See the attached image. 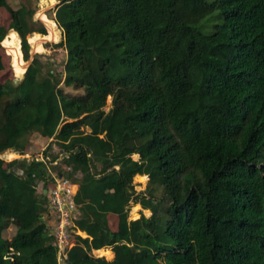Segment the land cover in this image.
<instances>
[{
	"label": "trees",
	"instance_id": "1",
	"mask_svg": "<svg viewBox=\"0 0 264 264\" xmlns=\"http://www.w3.org/2000/svg\"><path fill=\"white\" fill-rule=\"evenodd\" d=\"M60 1L64 69L37 54L0 83V155L28 153L34 132L61 146L45 155H67L0 157V264H59L43 218L54 175L79 184L87 234L73 233L66 264H264V0ZM3 8L0 71L11 31L27 68L30 35L50 31L27 2ZM132 204L151 216L130 219ZM101 248L114 258L92 256Z\"/></svg>",
	"mask_w": 264,
	"mask_h": 264
},
{
	"label": "rangeland",
	"instance_id": "2",
	"mask_svg": "<svg viewBox=\"0 0 264 264\" xmlns=\"http://www.w3.org/2000/svg\"><path fill=\"white\" fill-rule=\"evenodd\" d=\"M9 1L14 7H18V6L22 5L24 2H27L32 7L35 8L34 20L42 22L44 24V26L46 27L47 32L49 29L50 36L47 39L48 42H46L47 40H40L38 37L31 38V36L34 35L35 33L30 35V37H29V38H31L30 54H31V56L33 55L34 57H35V55L40 54L41 58L44 62L49 63L54 71L61 73L64 69V65H65L66 58H67V53H66V50L64 47L55 46V44H57L63 40V30L57 25V23L55 21L54 9H55V6L59 0H56L54 4H52L50 1L44 2L43 0H9ZM41 9H43V10H41ZM47 15L52 20L49 19L47 17ZM43 20H45L46 22L48 21V23H47L48 25L47 24L45 25L46 22L44 21L45 22L44 23ZM10 22H11L10 13L4 8L1 9L0 24L8 27ZM49 26L51 28H55V32H56L55 38H53L54 35H53V32L51 31ZM17 34L13 31H11L10 33H8L7 37L3 41V44L6 47V49H4V52H3L4 53V57H3L4 64L3 65L4 66H3V69L0 71V83L1 84H5V82L9 81V80L15 81L17 76L22 77L23 76L22 74L26 69V66L23 65L24 57L23 58L22 57H15L13 55V57L16 59V65H15L16 75H15L13 72V69H12V65H11V57L9 54H7V52H9V51L12 52L13 50L19 49V41H18ZM19 40H20V35H19ZM40 42H41V44H40ZM33 47L35 48V50H33ZM20 48H21V42H20ZM6 50H9V51H6ZM32 50H33V52H38V53H33ZM24 61H26V60L24 59ZM65 90L71 94H77V93L83 92V89H75L73 87H65ZM111 103H112V96H109L108 100H107V106L105 107L106 110H109V108L111 107ZM27 139L31 141V147H30L28 153H29V155H31L33 157L41 155V153L44 152L50 144H52L53 153H57L59 151V149H61V146L58 143L54 142L52 140V138L42 136L38 132H34V133L28 135ZM18 155H20V154L13 152V153H10L4 157H6L7 160H10V159L16 158ZM24 156H26V154ZM133 158L139 159V155L134 154ZM143 177H145L146 179L143 180ZM134 182L136 183L137 191H146L147 185L149 183V176L137 175L134 179ZM38 189L40 192H42L43 183H40ZM158 195H159V193H158ZM142 213L145 214L146 216H151L152 211L149 209H145V210L142 209L140 204H132V207L130 208V211H129V217H130V219H137L141 216ZM110 223H111V228L113 230H116V228H117V217L110 216ZM78 232L81 236L87 235L86 233H84L80 230ZM82 233H84L85 235H82ZM92 256H94V257L102 256L108 260H112L115 256V253L111 248H108V249H105L104 251L101 250V252H95L94 251L92 253Z\"/></svg>",
	"mask_w": 264,
	"mask_h": 264
},
{
	"label": "built area",
	"instance_id": "3",
	"mask_svg": "<svg viewBox=\"0 0 264 264\" xmlns=\"http://www.w3.org/2000/svg\"><path fill=\"white\" fill-rule=\"evenodd\" d=\"M13 152L19 153L16 150L10 149L2 153L0 157L5 161H12L21 157L22 159H29L30 161H48V163L55 165L67 155L65 152L61 153L55 160L52 156L45 155L44 152L36 157L29 155V153H25L26 156H24L25 154L19 153L20 155L10 160H7V158L4 157ZM78 191V183L72 181L68 177L54 175L52 186L47 192L48 205L43 218L48 226L49 233L52 236L53 245L57 248L59 264H66L69 250L76 243L73 233L79 234V229H77L75 225V219L79 214V205L75 200ZM94 251L95 250H93V252Z\"/></svg>",
	"mask_w": 264,
	"mask_h": 264
},
{
	"label": "bare ground",
	"instance_id": "4",
	"mask_svg": "<svg viewBox=\"0 0 264 264\" xmlns=\"http://www.w3.org/2000/svg\"><path fill=\"white\" fill-rule=\"evenodd\" d=\"M53 7H54V6H53ZM48 8H49V7H48ZM44 21H45V20H43V22H44ZM45 22H46V21H45ZM45 22H44V23H45ZM47 23H48V21H47L45 24H47ZM47 25H48V24H47ZM49 27H50V26H49ZM47 28H48V27H47ZM50 29H51V31L53 32V35H54L53 38H55V36H56V35H55V34H56V32H55V28H51V27H50ZM20 42H21V39H20ZM29 42L31 43V39H30V38H29ZM46 42H48V40H47ZM2 43H3V42H2ZM40 44H41V42H40ZM40 44H39V45H40ZM3 46H4V44H3ZM4 47H5V46H4ZM5 48H6V47H5ZM8 51H9V50H8ZM37 53H38V52H37ZM9 54L14 55L15 57H22V58L24 57V56H23V53H22V51H21L20 49L13 50L12 52L9 51ZM12 66H13V64H12ZM13 69H14V71H15L14 66H13ZM26 69H27V68H26ZM26 69H25V71L23 72V74L26 72ZM23 74H22V75H23ZM15 75H16V72H15ZM17 77H18V76H17ZM15 153H17V152H15ZM17 154H19V153H17Z\"/></svg>",
	"mask_w": 264,
	"mask_h": 264
},
{
	"label": "water",
	"instance_id": "5",
	"mask_svg": "<svg viewBox=\"0 0 264 264\" xmlns=\"http://www.w3.org/2000/svg\"><path fill=\"white\" fill-rule=\"evenodd\" d=\"M60 2H61L60 0L57 2L55 8L57 7V5H58ZM45 25H46V24H45ZM43 35H44V34H43ZM20 39H21V37H20ZM2 42H3V41H2ZM2 42H1V44H2V46H3V43H2ZM32 52H33V50H32ZM33 53H37V52H33ZM33 53H32V54H33ZM33 59H34V56L32 55L31 58H30V60H29V65H28L27 69H28L29 66L32 64ZM27 69H26V71H27ZM23 76H24V75H23ZM23 76H22V77H17V78L15 79V83H18L19 80H20V78H23ZM90 130H91V128L88 127V131H90ZM18 158H21V157H18Z\"/></svg>",
	"mask_w": 264,
	"mask_h": 264
},
{
	"label": "crops",
	"instance_id": "6",
	"mask_svg": "<svg viewBox=\"0 0 264 264\" xmlns=\"http://www.w3.org/2000/svg\"><path fill=\"white\" fill-rule=\"evenodd\" d=\"M86 236H87V235H86ZM86 236H84V237H86ZM105 249H108V248H101V249H98V250H95V251H96V252H97V251H101V250L104 251Z\"/></svg>",
	"mask_w": 264,
	"mask_h": 264
}]
</instances>
